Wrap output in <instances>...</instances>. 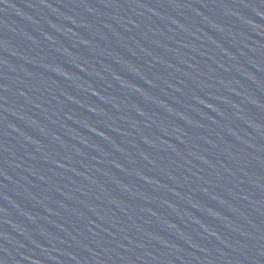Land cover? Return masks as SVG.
I'll return each instance as SVG.
<instances>
[{
	"label": "water",
	"instance_id": "1",
	"mask_svg": "<svg viewBox=\"0 0 264 264\" xmlns=\"http://www.w3.org/2000/svg\"><path fill=\"white\" fill-rule=\"evenodd\" d=\"M0 264H264V72L191 0H0Z\"/></svg>",
	"mask_w": 264,
	"mask_h": 264
}]
</instances>
